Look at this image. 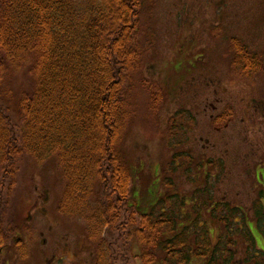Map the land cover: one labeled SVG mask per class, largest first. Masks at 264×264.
Masks as SVG:
<instances>
[{
  "label": "trees",
  "instance_id": "1",
  "mask_svg": "<svg viewBox=\"0 0 264 264\" xmlns=\"http://www.w3.org/2000/svg\"><path fill=\"white\" fill-rule=\"evenodd\" d=\"M142 7L143 0H0V248L14 243L26 255L25 241L13 237L19 163L56 157L66 179L58 211L86 223L95 264H123L135 242L143 264H264L263 194L255 217L214 201L207 188L197 191L204 196L194 215L183 211L187 197L172 209L158 198V213L155 204L138 213L132 203L133 173L122 148L136 114L133 99L142 88L151 107L164 100L160 86L138 76ZM231 43L237 74L261 69L258 53L236 37ZM20 73L29 87L14 96ZM226 110L215 123L232 116Z\"/></svg>",
  "mask_w": 264,
  "mask_h": 264
},
{
  "label": "rangeland",
  "instance_id": "2",
  "mask_svg": "<svg viewBox=\"0 0 264 264\" xmlns=\"http://www.w3.org/2000/svg\"><path fill=\"white\" fill-rule=\"evenodd\" d=\"M138 37V76L160 86L164 100L151 107L142 88L133 99L136 114L122 150L133 173L136 211H151L158 198L172 209L187 197L183 211L194 215L204 196L197 191L207 188L214 201L243 206L255 217L260 194L264 203V0H143ZM232 37L261 57V69L250 77L231 66ZM12 87L14 96L29 87L24 73L14 76ZM229 107L232 116L215 123ZM17 183L13 237L25 241L26 255L7 244L0 248V264H95L86 223L58 211L66 179L56 157L22 160ZM125 254L123 264H143L137 242Z\"/></svg>",
  "mask_w": 264,
  "mask_h": 264
}]
</instances>
